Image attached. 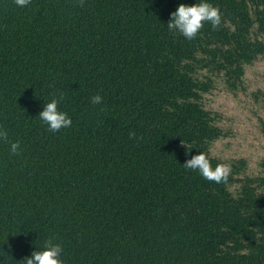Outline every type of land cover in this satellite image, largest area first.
Segmentation results:
<instances>
[{
	"label": "trees",
	"instance_id": "trees-1",
	"mask_svg": "<svg viewBox=\"0 0 264 264\" xmlns=\"http://www.w3.org/2000/svg\"><path fill=\"white\" fill-rule=\"evenodd\" d=\"M192 2L0 0V264L49 238L64 264H264V156L216 149L232 132L212 107L264 96V69L246 74L264 64V0H210L221 24L188 40L166 24ZM61 95L72 124L52 132L38 113ZM197 151L227 179L186 169Z\"/></svg>",
	"mask_w": 264,
	"mask_h": 264
},
{
	"label": "clouds",
	"instance_id": "clouds-1",
	"mask_svg": "<svg viewBox=\"0 0 264 264\" xmlns=\"http://www.w3.org/2000/svg\"><path fill=\"white\" fill-rule=\"evenodd\" d=\"M19 7H24L29 0H14ZM167 28L183 36L185 39H193L202 28L204 22H208L213 29L221 24V12L217 6H214L210 0H193L192 3H179L175 9L169 13ZM63 96H53L48 102H44L42 109L38 113L41 122L47 125V129L52 132L68 128L72 124L71 117L58 105ZM93 104H100L102 97L95 94L91 98ZM130 136L134 135L132 132ZM7 138V131L0 127V140ZM20 142L12 141L9 143L10 153L19 155ZM183 166L186 169H192L199 172L201 176L209 181L220 183L225 181L230 172V166L225 163H217L213 166L208 155L203 151H197L188 156ZM62 246L55 242L54 238L47 239L42 247L33 250L22 264H64L61 259Z\"/></svg>",
	"mask_w": 264,
	"mask_h": 264
},
{
	"label": "rangeland",
	"instance_id": "rangeland-1",
	"mask_svg": "<svg viewBox=\"0 0 264 264\" xmlns=\"http://www.w3.org/2000/svg\"><path fill=\"white\" fill-rule=\"evenodd\" d=\"M263 69V62H257L247 70L248 80L263 83ZM215 95L212 107L220 111L223 125L232 132L229 138L216 142V149L252 160L264 156V136L260 129V118L264 117V96L258 99L259 103H253L252 97L246 98L243 93L232 96L230 93L218 92Z\"/></svg>",
	"mask_w": 264,
	"mask_h": 264
},
{
	"label": "bare ground",
	"instance_id": "bare-ground-1",
	"mask_svg": "<svg viewBox=\"0 0 264 264\" xmlns=\"http://www.w3.org/2000/svg\"><path fill=\"white\" fill-rule=\"evenodd\" d=\"M218 45V44H217ZM233 49V48H232ZM225 62V61H224ZM68 91V90H67Z\"/></svg>",
	"mask_w": 264,
	"mask_h": 264
}]
</instances>
